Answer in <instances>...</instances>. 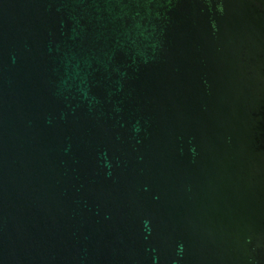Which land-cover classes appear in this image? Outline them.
Returning <instances> with one entry per match:
<instances>
[{
	"label": "water",
	"instance_id": "water-1",
	"mask_svg": "<svg viewBox=\"0 0 264 264\" xmlns=\"http://www.w3.org/2000/svg\"><path fill=\"white\" fill-rule=\"evenodd\" d=\"M0 264H264V0H0Z\"/></svg>",
	"mask_w": 264,
	"mask_h": 264
}]
</instances>
